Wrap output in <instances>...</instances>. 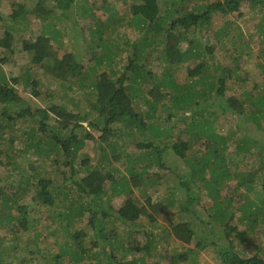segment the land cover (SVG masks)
<instances>
[{
  "label": "trees",
  "instance_id": "16d2710c",
  "mask_svg": "<svg viewBox=\"0 0 264 264\" xmlns=\"http://www.w3.org/2000/svg\"><path fill=\"white\" fill-rule=\"evenodd\" d=\"M45 1L34 0V5L29 9L23 4H18L11 20L17 22L19 19H25L27 15H32L43 21L67 19L70 18V10L80 3L78 0H51L56 9H48ZM245 1L251 9H264V0H225L222 3L208 4L200 9L195 7L185 10L181 15L180 11H173L169 7L165 9L166 13L161 15L159 0H141L138 5L132 7V14L136 16L137 24H140L142 37L132 46L134 51L127 59L126 66L121 68L119 72L118 69H113L115 66L112 59L113 50H111L109 40L104 39L102 36L101 25L95 30L89 29L92 38L101 39L90 47L92 49L91 54L94 57L95 53L103 52L102 61L110 67L109 72L100 73L97 80L89 77L80 78L84 73L80 64L76 62L74 55L68 53L59 56L57 49L48 37L38 35L34 39H24L21 42V52L28 55L30 65L36 67L45 76V80L57 83L60 87H64L63 89L66 92L74 91L76 93L78 91L77 93H85L86 89H89L95 99L93 103L88 105L89 108H82L81 113L73 111L72 108H61L58 105L48 109L31 108L25 105L24 99L14 87L22 85L24 89H36L39 86V81L30 78V75L25 73L21 78H8L7 75L0 72V185L9 177V173H12V181L5 187L4 193L11 192L16 196V200H12V197L0 199V264H25L26 258L34 255L36 250L38 251L40 245L36 244L34 246L31 242L33 237H39V233L34 230L40 225L41 220L51 221V225L60 223L61 226H63L62 222H66L68 226L73 223L75 230L70 234L65 230L66 235L63 236L64 242L67 237L73 242V245L75 241L79 240L78 248L75 245L68 244L69 253L78 256L70 264H144L139 261L140 259L123 260L125 250L118 239V236H120L118 232L115 236H110L112 240L109 239L110 232L116 228L114 223L118 222L122 227L129 228L144 218L148 219L150 223H161L157 219L161 218L162 223L164 222L163 230L167 237L171 236L185 245H190L195 237L200 234V236H203V241L199 238L197 245H201L202 247L199 249L203 250L207 246H211V244L205 242L206 238H209V235L211 239L214 238L220 230L223 231L226 238L239 243H246L253 234L255 235V241L253 243L254 239H252L250 244L254 246L255 253L250 257L239 251L237 253L233 251L231 249L233 245L228 248L218 246L215 248L220 249L217 253L222 264H264V182L261 183L258 192H255L256 196L253 201L242 203L237 208L239 216L236 218V222L239 227H243V229H239L238 225H234L230 221L232 220L230 215L232 216L237 212L232 207L231 213L228 212L232 199L225 200L219 196L221 189L225 187L222 181L230 179V170L226 165H220L222 155L216 154V151L219 152L218 147H215L216 151L208 149L212 152V154H209V165L203 164L199 171H190V167L187 165L186 167L189 170L186 172L187 174H177L175 188L169 189L166 197L157 196L153 198L146 194L143 202L140 203L135 198H128V195H126L127 199L121 210H115L113 207H109L110 205H106L109 207L108 211L100 208L96 202H88L89 196L97 195L96 193L100 192L101 183L98 182L100 178L96 172L90 171L92 166L86 154L77 160L78 153L87 147V142L95 140V137L91 134L92 131L99 132V140H97L99 142L98 150L100 151L103 150L102 145L104 143L108 144L106 146L108 149L113 150V143H121L124 146V143L119 141L123 137L140 134L142 143H145L140 144L141 147L139 148L146 151L148 161L152 160L154 156L149 146L154 145L155 139L153 137L154 132L150 130L155 128L147 127V125L151 121H155L156 105L161 104L163 101L167 102V97L175 96V92L179 89L172 68L199 56L195 48L183 49L181 47L182 42L186 40L185 33L202 29L205 32L208 31L211 29L213 17L224 18L227 14L237 10L240 4ZM172 2V0L167 1L169 5H173ZM56 11H60V15H57ZM78 11L82 14L91 13L90 10L85 11L83 7ZM170 16L172 20H169ZM118 22V19L111 20V29ZM89 26H91V23L87 25V27ZM226 26L227 23L217 30L215 35L226 38L229 33ZM13 40V36L7 34L5 42L0 45V67L1 62H8L6 55L7 51L12 48ZM154 45L155 49L161 48L160 53L164 64V77L157 79V81L155 75L152 76L150 69L140 64V61H148V56H144V51ZM213 48L208 43H203V58L206 55H211ZM198 59L201 58L198 57ZM204 60L203 62L199 60L197 65L188 71V78L193 80L186 83V85H191L197 76L198 82L203 79V94L196 95L191 89L188 91L183 89L184 93L182 95L188 97L189 100L192 99V101L198 96H203V103L207 105V108L208 106L218 108L216 102L222 101L225 104V109H227L224 111H230L236 115L244 114L247 109L244 108L245 101H241L234 96L224 99L226 89L224 76L227 72L222 70L224 74L212 80L207 74V64ZM111 73H114V75H111ZM128 73L132 74L129 75ZM148 83L152 84L149 90L143 88ZM32 93L34 98H39V94L35 90ZM178 99L176 97L175 100ZM180 103V101L175 102L176 105ZM194 103L196 102H192L188 107L194 106ZM138 104H142L148 110L146 112L137 111L139 109L136 108ZM248 104L251 107L249 110H251L250 114L253 120L264 117V94L259 97L257 102L251 101ZM77 107L75 106V108ZM13 110L15 116L11 118L13 114L10 113ZM25 115L29 122H26L23 131H18L11 121L19 119L18 117L23 118ZM6 119H8V124L5 123L3 126ZM50 119H53V126H49ZM204 123H209V117L205 119ZM113 125L116 126L114 131L111 127ZM9 131L11 132L10 137H4ZM51 131L54 132L51 137L57 132L58 138L53 137V140L49 141L50 144L53 143L56 148H61V150L57 149L59 155L58 164L56 163L57 169L53 172H51V169L37 170L27 158L38 154L37 146L42 145L43 136ZM13 133L17 136L16 143L14 142L15 145L11 137ZM109 135L118 136V140L107 142ZM185 146L186 144L183 142L170 145L171 150L183 161L186 160L183 155ZM249 149H251V146ZM261 150L264 152L263 147H261ZM163 152L164 149L158 148L156 154L163 155ZM256 155L258 162L255 168L246 177L238 176L240 179L237 178V186L244 187L247 191L251 189L256 191L254 190V183L259 174L264 171V153ZM128 158L129 164L135 167V158L132 159L131 156ZM59 160L62 164L60 168ZM160 162L161 157H158L155 164L164 169L165 167ZM136 163H139V160H136ZM149 167H151L150 164L142 168L147 170ZM9 168H12V171H8ZM165 170L169 172V170ZM130 172V176L136 173H132V169ZM202 181H205L206 188H203ZM191 183L193 188L190 185ZM73 186H76L80 193H76L72 188ZM0 188L1 196L3 188ZM201 191L207 192V198L211 199V204L207 203L202 206L200 199L202 195L199 197ZM176 194L180 195V201L176 199ZM107 198L112 201L111 196ZM98 200L101 201L100 196H98ZM101 203L103 204L102 201ZM175 205H180L179 212L185 218L175 221L172 216H169L168 211L173 210ZM210 205L212 207L208 208ZM25 206L30 216L38 215L37 219L31 220L30 226H28V220L21 223L16 212L18 210L22 212ZM60 206L62 211L57 210ZM9 210L10 222H6L4 221L5 216ZM76 211L79 213L78 217L74 216ZM187 214L192 215L195 220L199 221L201 225L197 224V226L201 227L200 233H196V230L192 228L196 224L186 218ZM108 217H110L111 223L105 224V219H108ZM207 217L212 222L211 229L206 224ZM35 223L38 224L37 227H35ZM51 225H46L45 229H49ZM18 227H22L23 232H20ZM58 227L61 234L60 226L58 225ZM217 227L220 229H217ZM14 229L17 234L14 233ZM88 231H90L91 236ZM8 232H10L8 235H1ZM6 236H10V238ZM49 236H52L51 231H49ZM15 243H17L16 247H13ZM6 246L9 247L8 250H5ZM18 252L22 253V258L19 259L20 262L15 261V263L13 259H16V253ZM185 260H188L187 256L177 254L174 257L173 264H181ZM190 262V264H193L194 259H191Z\"/></svg>",
  "mask_w": 264,
  "mask_h": 264
},
{
  "label": "rangeland",
  "instance_id": "374dc122",
  "mask_svg": "<svg viewBox=\"0 0 264 264\" xmlns=\"http://www.w3.org/2000/svg\"><path fill=\"white\" fill-rule=\"evenodd\" d=\"M33 1L0 0V45L5 42L7 34L12 35L14 39L11 45L12 48L7 51L8 62H1L0 72L7 75L8 78H21L25 73L30 75V78L32 77L34 80L39 81V86L36 89H24L22 85L14 87L24 99L26 106L48 109L58 105L61 108H72L73 111L81 113L82 108H89L88 105L94 102L95 96L92 97L91 91L86 89L85 93H77L78 91L76 93L74 91L66 92L63 89L64 87L45 80V76L36 67L30 65L28 55L21 52V42L24 39H34L38 35L48 37L57 49L59 56L68 53L74 55L76 62L80 64L84 73L80 78L89 77L92 79L96 78L97 80L99 74L109 72L110 67L102 61L103 52L95 53L94 57L91 54L92 49L90 47L101 39L92 38L89 34V29L95 30L101 25L102 36L104 39L109 40L111 50H113L112 59L113 64H115L113 69H118L119 72L121 68L126 66L127 59L134 51L132 46L142 37L140 24H137V18L132 14V7L138 5L141 0H78L80 3L77 7L74 6L70 10V18L67 19L43 21L36 19L32 15H27L25 19H19L17 22L11 20L18 4H23L29 9L34 5ZM167 1L159 0L161 15H164L166 13L165 9L169 7L173 11H180L181 15L185 10L195 7L200 9L208 4L215 2L222 3L225 0H172L173 5H169ZM45 5L48 9H56L51 0H46ZM82 7L85 8V11L90 10L91 13L82 14L78 11ZM60 13V11H56L57 15H60ZM113 19H118L119 21L114 26L116 29L114 27L111 29L110 26V22ZM169 20H172L171 16ZM90 23L91 26L87 27ZM225 23H227L226 28L229 30L228 36L226 38L217 37L215 35L216 31L223 27ZM185 37L186 40L182 42L181 47L183 49L193 47L199 56L172 68L174 72L173 76L177 79L179 89L175 92L176 95L171 93L175 96L167 97V102H170L169 104L163 101L161 104L158 103L156 105L155 121L147 122V127L155 128L150 130L154 132L153 137L155 142L153 146H149L154 158L148 161L146 151L139 148L141 147L139 146L140 144L143 145L145 143H142L140 134L132 137H123L119 141L124 143V146L121 143H113V150L108 149L106 147L108 144L103 142V150L100 151L98 150L99 132L92 131L91 134L95 137V140L88 141L87 147L79 152L77 156V160H79L82 158V155L86 154L92 166L90 171L96 172L100 178L98 182L101 183V190L96 193L97 195L89 196L88 202H96L100 208L109 211V207H113L115 210L123 209V203L127 199L126 195H128V198H135L140 203L143 202L144 195L146 194L153 198L157 196L166 197L168 190L175 188L177 174L181 175L188 172L187 165L190 167V171H199L203 167V164L209 165V154H212L211 151L218 149L219 152L216 151V154L222 155L220 165H226L230 170V179L222 181L225 187L221 189L219 196L225 200H228V198L232 199L228 212L231 213V207L237 212L232 216L230 215V218L232 217L230 221L234 225H238L236 222V218L239 216L237 208L242 203L253 201L256 196L255 192H258L261 183L264 182L263 171L254 183V190L256 191L252 189L247 191L246 188L237 186L238 179H240L238 176L246 177L257 165L258 158L256 154L260 155L264 153L261 150V147L264 148V117L262 116L257 120H253L250 114L251 110H249L251 107L248 104L251 101L257 102L259 97L264 94V9H251L246 1L242 2L237 10L227 14L224 18L213 17L211 29L208 31L205 32L203 29L196 32L189 31L185 33ZM203 43H208L209 46L214 47L212 54L206 55L204 58ZM154 47L155 45L148 47L144 51V56H148V61H140V64L150 69L152 76L155 75L157 81V79L164 77V64L162 63L160 53L161 48L155 49ZM198 57L201 59H198ZM203 59H205L204 61L207 64V74L212 80L224 74L222 70L227 72L224 76L226 79L224 99L234 96L241 101H245L244 108L247 109L244 114L236 115L230 111H224L227 109H225V104L222 101L216 102L219 106L218 108H210L209 106L207 108V105L203 103V96H198L192 101V99L189 100L188 97L182 95L184 93L183 89H186V91L191 89L196 95L203 94V79L198 82V76L191 85H186L188 81L191 82L193 80L192 78H188V71L193 69L199 60L203 62ZM128 74L131 75L132 73ZM111 75H114V73H111ZM151 86L152 84L148 83L143 88L149 90ZM34 90L39 94V98L37 99L33 97V93L31 94ZM180 92L181 94H179ZM176 97L179 99L175 100ZM176 101H180L181 103L176 105ZM194 101L196 102L194 106L188 107ZM75 106L78 107L75 108ZM136 108H139L137 111L146 112L148 110L142 104H138ZM10 114H13L11 116L13 118L15 111L13 110ZM208 117L209 123L203 124ZM18 118L17 120H12L11 123L18 131H23L26 122L29 121H27L26 115L23 118ZM199 120L200 122H198ZM5 123L8 124V119L4 120L3 126ZM49 124V126H53V119H50ZM111 127L112 131L116 128L115 125ZM53 133L51 131L43 136L42 145L37 146L38 154L27 158L37 170L51 169V172H53L57 169V159L59 156L57 149L61 150V148H56L53 143L50 144L49 141H52L53 137L58 138L57 132L51 137ZM10 134L11 132L9 131L4 137H10ZM11 137L13 143H16L17 136L15 133ZM117 140L118 136L109 135L107 137V142H116ZM181 142L186 144L185 151L183 152L184 158H186L185 161L181 160L170 147V145L180 144ZM150 144L152 145V143ZM250 146L251 149H249ZM215 147L218 148L216 149ZM158 148L164 149L163 155L156 154ZM209 148L211 151H208ZM129 156L132 159L135 158V167L129 164ZM158 157H161L160 163L163 164L164 169L159 168L155 164ZM136 160H139V163H136ZM58 162L60 168L62 164L60 160ZM149 164L151 167L147 170L146 168H142L145 165L149 166ZM131 169L132 173L136 172L132 176H130ZM165 169L169 170V172ZM8 171H12V168H9ZM11 175L12 173H9V177L0 185L3 188L0 199L12 197V200H16V196L13 195L14 193H4L5 187L12 181ZM202 182L203 188H206L205 181ZM190 185L193 188L192 183ZM72 188L76 193H80L76 186ZM176 190L178 189L176 188ZM206 193V191H201L199 194V197L202 195L200 197L202 206H205L207 203L211 204V199L207 198ZM98 196H100L103 204L98 200ZM109 196H111L112 201H109L107 198ZM175 197L177 200L180 199V195L178 194ZM106 205L110 206L107 207ZM212 205L208 208H211ZM179 209L180 205H175L173 210L168 211L169 216H172L175 221L185 218L179 212ZM57 210L62 211V207H58ZM195 211L199 214L196 209ZM9 212L10 210L7 211V215L5 216L4 221L6 222H10ZM16 212L21 223L28 220V226L31 225V220L37 219L38 216H30L26 206L22 212L19 210ZM74 216H79L78 211L75 212ZM23 217L25 218L24 220L22 219ZM186 218L196 224L192 228L196 230V233H200L201 227L197 226V224L201 225L199 221L195 220L190 214H187ZM157 219L161 223H150L148 219L144 218L129 228L122 227L118 222H116L117 224L114 223V227L116 228L110 232L109 239L112 240L110 236H115L116 232L120 234L118 239L125 250L123 260L140 259L139 261L144 264H173L174 257L177 254H183L187 256L188 260L183 261L181 264H190L191 259H194L193 264H222L217 253L220 249L215 247L228 248L230 245H233L231 249L236 253L239 251L249 257L255 253L254 246L250 244L252 239H254L253 243L255 241V235L253 234H251L249 241L246 243H239L238 241L226 238L223 231L220 230L212 238L213 240L210 238V235L209 238H206L205 242L211 244V246L206 245L207 247L205 246L206 248L203 250L199 249L202 247L201 245H197L199 238L203 241V236L199 234L190 245L182 244L171 236L167 237L163 230L164 222L162 223L161 218ZM104 223L110 224V217L105 219ZM211 223L207 217L206 224L209 228ZM45 224L51 225V221L41 220L40 225L34 224L35 227L38 225L34 231L39 233V237H33L31 243L34 246L36 244L40 245V248L38 251L36 250L34 255L29 256L30 259L26 258L25 264H70L72 260L77 259V254L71 255L69 253L70 249H68V244L73 245V242L67 237L65 242L63 239V236L65 237L66 235L65 230H67L68 234L75 230L73 223L70 226L66 222H62L63 226L57 223L51 225L47 230L45 229ZM58 225L60 226L61 234L59 233ZM237 227L243 229L242 226L239 227L238 225ZM18 228L20 232H23L22 227ZM217 229L220 228L217 227ZM48 230L51 231L52 236H49ZM9 233L1 235H8ZM14 233H16L15 229ZM88 234L90 235V231H88ZM47 236L49 237L47 238ZM6 237L10 238V236ZM15 237L17 236L15 235ZM78 242L79 240L74 242L77 248ZM16 244L12 246L16 247ZM8 248L6 246L5 250H8ZM21 254L20 252L16 253L17 257L13 259L14 262H20V258H22Z\"/></svg>",
  "mask_w": 264,
  "mask_h": 264
}]
</instances>
